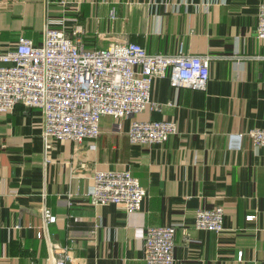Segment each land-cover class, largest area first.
<instances>
[{
  "label": "crops",
  "instance_id": "1",
  "mask_svg": "<svg viewBox=\"0 0 264 264\" xmlns=\"http://www.w3.org/2000/svg\"><path fill=\"white\" fill-rule=\"evenodd\" d=\"M261 4L0 0V54L20 37L40 46L45 29L70 35L79 26L86 50L134 43L174 55L182 46L210 59L203 89L155 80L151 98L160 112L102 117L98 138L79 144L52 140L45 148L36 109L1 114L0 264H50L49 243L66 248L70 264H145V230L163 226L176 227L175 264H264V147L247 135L264 129V41L255 36ZM133 121H170L177 133L162 144H131ZM107 170L139 181L146 193L140 211L89 204L93 174ZM216 206L224 230H196V211ZM45 210L56 221L44 229Z\"/></svg>",
  "mask_w": 264,
  "mask_h": 264
},
{
  "label": "built area",
  "instance_id": "2",
  "mask_svg": "<svg viewBox=\"0 0 264 264\" xmlns=\"http://www.w3.org/2000/svg\"><path fill=\"white\" fill-rule=\"evenodd\" d=\"M81 34L79 26L70 35L45 29L40 46L20 37L14 50L0 54V115L19 105L40 111L47 149L52 140L79 144L97 139L102 117L117 121L145 111L160 112L163 106L151 98L155 80L168 78L172 87L191 89H203L209 80L210 59L188 55L182 46L174 55L148 54L134 43L86 50ZM255 36L264 41V4L258 8ZM176 133L170 121H133L128 140L149 146L162 144ZM247 135L253 146L264 147V129H251ZM92 182L86 197L93 207L114 205L128 215L140 211L146 193L129 171H96ZM43 220L45 229L56 217L45 210ZM194 228L221 233L223 208L197 210ZM175 233V226L145 230V264H175ZM42 236V229H37L36 238ZM70 262L66 248L49 243L50 264Z\"/></svg>",
  "mask_w": 264,
  "mask_h": 264
}]
</instances>
